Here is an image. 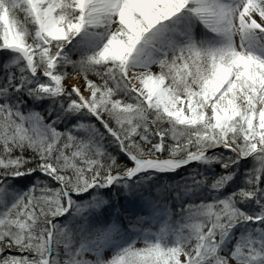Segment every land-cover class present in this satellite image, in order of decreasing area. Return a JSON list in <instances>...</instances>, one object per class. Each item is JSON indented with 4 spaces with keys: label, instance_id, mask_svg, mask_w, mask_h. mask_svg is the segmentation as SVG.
Returning a JSON list of instances; mask_svg holds the SVG:
<instances>
[{
    "label": "snow or ice",
    "instance_id": "1",
    "mask_svg": "<svg viewBox=\"0 0 264 264\" xmlns=\"http://www.w3.org/2000/svg\"><path fill=\"white\" fill-rule=\"evenodd\" d=\"M0 264H264V0H0Z\"/></svg>",
    "mask_w": 264,
    "mask_h": 264
}]
</instances>
